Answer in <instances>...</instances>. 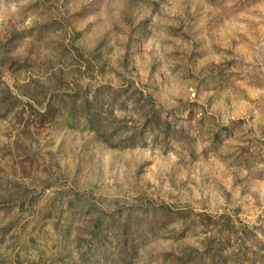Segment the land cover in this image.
<instances>
[{
	"label": "rangeland",
	"instance_id": "rangeland-1",
	"mask_svg": "<svg viewBox=\"0 0 264 264\" xmlns=\"http://www.w3.org/2000/svg\"><path fill=\"white\" fill-rule=\"evenodd\" d=\"M95 92L108 141L64 116ZM111 223L126 264H264V0H0V264H121Z\"/></svg>",
	"mask_w": 264,
	"mask_h": 264
},
{
	"label": "trees",
	"instance_id": "trees-1",
	"mask_svg": "<svg viewBox=\"0 0 264 264\" xmlns=\"http://www.w3.org/2000/svg\"><path fill=\"white\" fill-rule=\"evenodd\" d=\"M120 94L121 92H95L90 98H84L81 101H72L68 106H64V116L68 114L72 117H81L93 133L108 141L116 129L113 125L112 114L115 107L119 105ZM153 120L158 125L159 119L152 118V123ZM107 227L106 231L104 230L103 232H108L113 235L115 245L119 250L117 256L118 261L121 264H126V257L134 251L132 241L128 239L127 234V236H124V231L120 232L118 230L117 225L115 226V224L111 223ZM147 229L151 232L150 224H148ZM101 232L97 231L92 233L89 241L92 243L99 242L102 237Z\"/></svg>",
	"mask_w": 264,
	"mask_h": 264
}]
</instances>
